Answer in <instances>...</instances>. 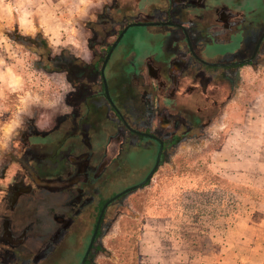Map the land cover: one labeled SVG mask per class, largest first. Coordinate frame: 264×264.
Wrapping results in <instances>:
<instances>
[{"label":"rangeland","instance_id":"374dc122","mask_svg":"<svg viewBox=\"0 0 264 264\" xmlns=\"http://www.w3.org/2000/svg\"><path fill=\"white\" fill-rule=\"evenodd\" d=\"M55 1L56 3L51 0H20L18 3H12V7L10 6L12 15L3 21L5 32L9 34L11 41H7L5 37L4 39L7 43H13L15 37L13 26L16 25L13 17L18 14L16 11L18 8L22 16L18 23L19 30L27 35L33 34V39H37L36 43L42 44V48H35L27 41L29 36H23L17 41L19 45L9 44L5 50L11 59L17 60V69L23 73L25 85L21 98L16 97L15 93H9L3 101L4 109L0 116V124L11 119L13 122L6 127L0 139V170L9 163L10 155L14 151L17 152L20 145L17 139L18 130L13 132L10 138V133L16 126H22L28 119L41 129L50 126L56 115L69 111L64 102V95L71 87L66 80V73L60 71L68 61L90 60L89 45L106 39L113 41L116 35L106 36L110 32L117 34L129 22L148 18L165 21L162 10L168 5V0ZM233 1L240 2V10L246 13L245 16H251L249 11L252 9L256 13L255 18L244 17L246 23L240 26L242 31L249 34L250 31L264 30V0ZM193 9L184 7L178 13L175 12V15L184 19L191 18ZM171 20L176 21L173 18ZM42 21L44 24L47 22L50 24L51 33L54 34L52 39H48L43 30L37 32ZM175 30L176 28L170 25L132 26L124 34L118 48L124 51L122 56L129 51V55L132 52L137 59L151 52L161 53L164 36ZM92 31L96 34L94 40ZM240 40L241 37H237L232 46L225 47L236 50L241 43ZM94 46L97 53L104 55L103 49L98 45ZM260 46L259 60L264 62V42ZM250 52L252 50H249L248 54H251ZM248 54H238L236 60L245 59ZM49 55L54 57L53 63L48 61ZM128 57L127 55L122 59ZM77 61L75 62L78 64ZM55 68H58L57 71H53ZM258 68L260 69L258 84L246 83L238 74L237 76L233 74V92L240 93L243 89L258 90L264 82V69L261 65ZM183 110L185 117L189 115L192 119L193 103L188 104ZM151 113V118L158 119L159 123L164 125L162 129H156V132L162 135L166 131L174 132L170 117L165 118ZM109 132V129L104 128L100 135L101 140L93 146L98 153L97 161L103 152L105 156L103 162L106 167L105 173L100 177L104 184V198L143 181L154 166L158 154V145L150 147L140 139V142L137 141L139 145L131 148L126 145L119 146L120 153L113 158L116 153V141L108 138ZM173 136L172 142L165 146L163 156L149 182L121 195L106 208L102 231L93 255V264H147L143 256L145 253L143 246L144 240L148 242L150 236L151 239L153 237L157 239V243L160 239L159 247L164 251L173 252V256L184 255L194 250L204 252L212 248V239L222 233L227 222L233 221L238 211L236 197L240 194L209 189L212 185L207 181V177L212 174L208 166L210 150L218 137H215L207 127L188 131L179 129ZM241 191L246 195L262 197L255 191L246 189ZM87 218L88 224L86 223L78 236L62 242V250H76L72 251L74 259L70 258L72 260L68 261V264L75 263L88 243L95 219L93 211ZM149 227L154 230L147 232ZM175 259H168L169 264L175 263Z\"/></svg>","mask_w":264,"mask_h":264},{"label":"flooded vegetation","instance_id":"af4514ba","mask_svg":"<svg viewBox=\"0 0 264 264\" xmlns=\"http://www.w3.org/2000/svg\"><path fill=\"white\" fill-rule=\"evenodd\" d=\"M167 3V8L162 10L165 21L148 18L129 22L117 34L110 32L106 36L116 35L113 41L106 39L89 45L90 60L68 61L60 71L66 73V80L71 87L64 95L69 111L56 115L48 127L39 129L26 119L18 130V150L10 155L9 163L0 170V264H68V261L74 259L72 251L76 250H62V242L78 236L88 224L87 215L93 211L95 219L89 243L103 203L115 195L104 198V184L100 177L105 173V156L103 152L97 161L98 153L93 147L94 143L101 140L104 128L110 131L107 133L108 138L116 141L113 158L120 153L119 146L131 148L139 145L137 141L141 140L150 147L158 145L161 158L165 146L172 142L175 131H188L195 127L193 119L189 115L185 117L183 109L187 105L176 104V90L172 93H152L150 89H144L139 97L132 93L111 92L113 80L119 74L116 61L119 55L116 51L127 30L132 26L169 21L175 12L194 5L193 0H168ZM173 24L184 33L181 28L184 23L175 21ZM193 27L187 26L188 36L172 35L173 38H183L181 42L186 49L185 54L189 55L180 77L174 80V76L165 71L167 82H160L161 85L171 84L172 88H182V95H194L189 105L198 101V93L207 98L206 90L213 78L209 75L222 66V63H200L194 49L195 37L189 33ZM124 28L126 30L119 38ZM91 33L94 40L96 34L93 31ZM27 41L35 48H42V44L36 43L37 39ZM94 45L103 49L104 55L97 53ZM53 58L49 55L48 61L53 63ZM237 61L233 60V63ZM151 112L170 117L174 132L166 131L164 135L156 132V129H162L164 125L158 119L151 118ZM191 117H194L193 114ZM106 208L83 264L94 262L93 255L102 231ZM88 243L73 264L81 263ZM61 257L64 259H59Z\"/></svg>","mask_w":264,"mask_h":264},{"label":"crops","instance_id":"0c3cea01","mask_svg":"<svg viewBox=\"0 0 264 264\" xmlns=\"http://www.w3.org/2000/svg\"><path fill=\"white\" fill-rule=\"evenodd\" d=\"M19 1L0 0V116L3 113V101L6 96L15 93L16 97L21 98L25 85L23 73L17 69V60L11 59L5 50L9 44L19 45L17 41L23 36H29V39H33L34 36L19 30L18 23L22 20V16L16 8L18 14L13 17L16 24L13 26L14 41L6 42L11 40L9 34L5 32L3 21L12 15L10 10L12 3ZM51 1L56 3L55 0ZM193 2L192 19L174 15L173 20L184 23L181 24L184 33L176 29L166 34L161 53L151 52L137 59L132 52L129 55V51H126L129 57L122 59L124 51L118 48L116 54L119 58L116 61L119 74L113 80L111 92L132 93L139 97L144 89H150L152 93H165V91L172 93L176 90L174 96L176 104L188 105L194 95H182L180 94L184 93L182 88H172L171 84L166 86V84L161 85L160 82H167L164 77L165 71L173 75L174 80L180 77L189 55L185 54L186 49L181 42L183 38H173L172 35L175 33L176 36L180 34L182 37L188 36L187 26L194 25L189 33L195 37L194 49L199 55L200 63H203L202 61L222 63V66L209 75L213 78L209 81L206 90L207 98L204 94L198 93L196 97L198 101L196 104L193 103L192 121L195 127L192 130L207 127L215 137H218L211 147L208 163L213 175L246 190L258 192L262 197L250 195L236 197L238 211L233 221L227 222L224 226L218 239H212L210 250L204 252L194 250L184 255L173 256V252L164 251L159 247L160 239L157 243V239L154 237L151 239L150 236V241L144 240V260L147 264H169L168 259L176 257V262L173 264H264V82L258 90L243 89L240 93L233 92V74L235 76L238 74L243 81L246 80V83L258 84L259 65L264 69V62L259 60L261 46L251 61L234 64L233 60L238 58V54H248L249 50L253 52L264 30L250 31L249 34L241 30L242 23H246L245 18H255L256 13L252 9L249 11L251 16H245L246 13L240 10V2L233 0L229 2L228 0H193ZM43 22L39 23V28L42 29L38 28L37 32L43 30L44 35L52 39L54 34L51 33L50 24L47 22L45 25ZM166 22L174 23L171 19ZM165 25L174 27L171 24ZM237 37H241L239 47L233 49L235 51L227 49L225 46H232ZM263 42L264 37L261 43ZM252 52L244 60L249 59ZM161 103H163L162 99ZM11 122L13 119L0 124V139ZM20 128L21 125L16 126L11 131L10 138L13 136L12 133ZM153 230L149 227L147 232Z\"/></svg>","mask_w":264,"mask_h":264},{"label":"water","instance_id":"95a60500","mask_svg":"<svg viewBox=\"0 0 264 264\" xmlns=\"http://www.w3.org/2000/svg\"><path fill=\"white\" fill-rule=\"evenodd\" d=\"M138 23H132V25H137ZM139 24H142V23H139ZM154 25H165V24H171V25H174L173 23L171 22H158V23H152ZM127 28V27H126ZM126 28H124V30L121 32L119 38L123 35V33L125 32ZM264 37V32L260 35L259 39H258V42L252 52V55L249 59H246V60H242V61H237L236 63H242V62H249L252 60V58L255 56L257 50H258V47H259V44L261 43L262 41V38ZM114 46V45H113ZM111 52V50H110ZM217 65H220V64H217ZM159 160H160V151L158 152L157 154V158H156V161H155V164L154 166L152 167L151 171L148 173V175L145 177V179L143 181H141L140 183L136 184V185H133V186H130L126 189H123L122 191H120L119 193H116L113 197H111L108 201L105 202V204L103 205V207L101 208V211H100V214H99V217H98V221H97V224H96V227L92 233V236H91V239L88 243V246H87V249H86V252H85V255L81 261L80 264H83L88 252L90 251L91 249V246L93 244V241H94V238H95V235H96V231H97V227H98V223H99V220L101 218V215L104 211V209L107 207V205L112 202L113 200L117 199L118 197H120L121 195H124L130 191H133L135 189H138L139 187H142L143 185H145L147 183V181L153 176V173L156 169V167L159 165Z\"/></svg>","mask_w":264,"mask_h":264},{"label":"trees","instance_id":"16d2710c","mask_svg":"<svg viewBox=\"0 0 264 264\" xmlns=\"http://www.w3.org/2000/svg\"><path fill=\"white\" fill-rule=\"evenodd\" d=\"M207 181H208L209 185H212V186H209V189L212 188V190H222L223 192L224 191H231V193H236V194H240V195H244V196H249V195L244 194L241 191V189H244V188H241V187H239L237 185H234L232 183L226 182L225 180H223V179H221V178H219V177H217V176H215L213 174H211L210 176L207 177ZM198 184H200V183H198Z\"/></svg>","mask_w":264,"mask_h":264}]
</instances>
